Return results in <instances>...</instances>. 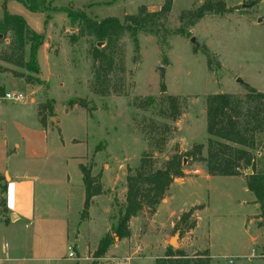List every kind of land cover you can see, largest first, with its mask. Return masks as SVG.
<instances>
[{"label": "rangeland", "instance_id": "obj_1", "mask_svg": "<svg viewBox=\"0 0 264 264\" xmlns=\"http://www.w3.org/2000/svg\"><path fill=\"white\" fill-rule=\"evenodd\" d=\"M50 1L52 7L82 10L95 21L115 17L123 22L141 8L159 11L166 0H97L94 6L91 0ZM206 1L171 0L164 28L183 34H139L138 50L128 34L110 44L97 43L72 26L63 10L48 17L13 0L6 3V12L22 17L30 30L42 35L43 44L37 54L39 73L32 74L19 66L28 60L29 46L21 53L15 50L12 33L0 37V90L26 99L15 104L0 97V143L6 141L10 147L23 139L36 141L39 159L28 167H42V178L54 185L52 208L44 210L52 222L45 234V225H40L41 244L51 245L50 251L43 249L32 260L26 249L30 240L10 243L0 234L4 263L113 264L128 259V264H155L170 251L178 259L208 256L210 264H264V227L246 186L248 176L264 175V100L255 95L264 93V0H210L225 11L207 14L192 25L188 14ZM2 5L0 0V19ZM95 48L103 58H94ZM159 66L164 67L163 76ZM217 94L231 98L242 134L254 141L253 149L228 143L252 155L251 174L241 162L238 176H210L201 161L208 156L210 141L220 142L206 131V99ZM34 109L49 126L46 136L35 126L39 127ZM41 141L59 145L47 156ZM223 155L232 158L234 152L228 149ZM75 157L101 187L83 220L84 191ZM143 159L147 171L178 160L183 175L173 180L154 212L143 209L130 220V235L120 240L111 228L125 207L127 178ZM3 180L0 214L5 207ZM56 217L67 223L56 222ZM106 234L113 238L112 245L103 258L94 259ZM4 244L7 253L2 252ZM12 245L16 255L11 258L20 260L7 259ZM69 246L77 260L68 258Z\"/></svg>", "mask_w": 264, "mask_h": 264}, {"label": "trees", "instance_id": "obj_2", "mask_svg": "<svg viewBox=\"0 0 264 264\" xmlns=\"http://www.w3.org/2000/svg\"><path fill=\"white\" fill-rule=\"evenodd\" d=\"M11 0H3L2 8L4 10L3 17L0 19V35L3 37L7 33L13 34V45L15 50L23 53L26 45L28 49V60L19 63V66L25 68L28 73L38 74L39 67L37 63V54L39 48L43 44V37L29 29L25 20L16 15H11L6 12V3ZM25 6L32 13H55L63 10L72 26H79L83 31L93 36L97 43L110 44L118 40L120 36L128 34L135 50H138L139 34H148L159 36L162 33L163 37L170 32L164 28L168 14L171 10V0H166L161 9L157 12H148L141 8L135 15L125 16L121 22L115 17H108L99 21H95L88 17L82 10H73L71 8L52 7L50 0H13ZM91 5L94 6L97 0H91ZM90 5V6H91ZM225 11V7L218 5L217 7L207 0L201 7L194 12L189 13L192 25H195L207 14H221ZM170 34H183L182 30L172 32ZM204 55L207 57V62L210 64L211 57L206 51ZM95 59L103 58V52L95 48L93 50ZM254 92V91H253ZM256 97L264 100V93H255ZM4 96L3 90H0V97ZM232 101L226 94L211 95L206 99V123L207 134L213 139L220 142L209 143L208 156L206 159H201L206 163L208 175L210 176H238L241 162L246 167L252 166L254 163L252 155L244 149H231L228 143L239 145L253 149L254 141L248 140L247 136L242 134L238 122L232 115ZM257 129L256 131H258ZM252 133L256 132L251 129ZM217 144L223 150L214 149L212 145ZM232 150L234 157L225 158L223 155L226 150ZM149 167L147 161H141L139 168L133 176L127 178L126 203L124 209L120 212L119 218L111 230L115 237L120 240L130 235L129 222L143 209H148L151 212L155 211L156 206L163 199L166 191L175 178L182 177L183 172L181 163L178 160H171L163 169L146 170ZM83 176V185L85 198L83 209L80 214L83 220L88 216V210L93 197L101 194V187L96 186L93 178L83 165L79 166ZM247 189L255 198V204L259 207L258 219L260 226L264 227V175L252 174L248 176ZM113 238L110 234H106L100 239L98 246L93 254L94 259H101L106 254L108 248L112 245ZM164 259H158L155 264H210L209 257H197L195 259H186L175 256L167 251Z\"/></svg>", "mask_w": 264, "mask_h": 264}, {"label": "crops", "instance_id": "obj_3", "mask_svg": "<svg viewBox=\"0 0 264 264\" xmlns=\"http://www.w3.org/2000/svg\"><path fill=\"white\" fill-rule=\"evenodd\" d=\"M2 109L3 104L0 103V112ZM35 117L39 126L37 127V124H35L36 128H40V132L46 136L49 126H44V124L41 123L36 110ZM57 145H59V141L55 146L50 145L49 141H41L40 146L45 149L48 156L52 149ZM38 148L39 145L36 141H27L26 139H23V141L20 142H15L14 145L10 147L6 141H1L0 143V179H4L3 181L6 187L5 207L0 214V234L1 237L9 238L11 241L10 243H16L19 239H23L24 241L30 240V245L29 247H26V249L31 253L32 260H36L38 252L43 249L44 251H50L51 249V245L46 244V246H42L41 244L42 241L40 236H42V230L40 225H45L43 227L45 234L46 226L52 222V218L48 219L44 216L46 215L44 210L48 209L47 211H50L52 208V203H49V201L50 195H53L52 187L54 181L50 180L48 177L46 179L42 178L40 171L42 167L35 169H30L28 167V162L34 163V160L39 159ZM76 163L79 168L78 159H76ZM7 176L8 179H6ZM79 183L81 190L84 191L82 173L79 178ZM55 194H57L56 191ZM84 198L85 191L84 196L80 197L82 207ZM65 200L66 202L69 201L67 196ZM56 222L65 224L67 223V220L59 217ZM76 241L79 242L78 238H76ZM6 245L7 244H4V246H2V252L7 253ZM15 252L16 247H13V245L12 247L10 246L9 258L6 256L7 259L18 260L19 258H11V255H16ZM3 260L5 261V259L0 258V264H6Z\"/></svg>", "mask_w": 264, "mask_h": 264}, {"label": "built area", "instance_id": "obj_4", "mask_svg": "<svg viewBox=\"0 0 264 264\" xmlns=\"http://www.w3.org/2000/svg\"><path fill=\"white\" fill-rule=\"evenodd\" d=\"M4 99L7 100V101H10L12 103H15V104H22L26 100L25 96L23 94H21V93H18V92L5 93ZM68 258L76 259V260L78 259L77 257H75V253L72 250L71 246L68 247ZM127 261H128V259H126L125 262H114L113 264H128Z\"/></svg>", "mask_w": 264, "mask_h": 264}, {"label": "water", "instance_id": "obj_5", "mask_svg": "<svg viewBox=\"0 0 264 264\" xmlns=\"http://www.w3.org/2000/svg\"><path fill=\"white\" fill-rule=\"evenodd\" d=\"M0 37H1V35H0ZM190 42L194 44V43H195V38L192 37V38L190 39ZM159 71L161 72V75L163 76V75H164V67L159 66ZM236 81H237L238 83L243 84V81H242L240 78H238ZM251 173H252V166H250V167H249V170H248V174H251ZM176 237H177V235H175L172 239H170V241H169L170 245H173V244L175 243V238H176Z\"/></svg>", "mask_w": 264, "mask_h": 264}]
</instances>
